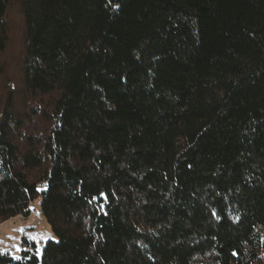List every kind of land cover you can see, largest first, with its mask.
Returning a JSON list of instances; mask_svg holds the SVG:
<instances>
[{
	"label": "trees",
	"instance_id": "obj_1",
	"mask_svg": "<svg viewBox=\"0 0 264 264\" xmlns=\"http://www.w3.org/2000/svg\"><path fill=\"white\" fill-rule=\"evenodd\" d=\"M13 9L52 101L0 103V223L57 240L0 264H264V0H0V85Z\"/></svg>",
	"mask_w": 264,
	"mask_h": 264
},
{
	"label": "rangeland",
	"instance_id": "obj_2",
	"mask_svg": "<svg viewBox=\"0 0 264 264\" xmlns=\"http://www.w3.org/2000/svg\"><path fill=\"white\" fill-rule=\"evenodd\" d=\"M9 21L10 43L3 55L7 65V73L0 85V103L5 102L8 91L12 88L17 93L16 108L20 113L22 112L21 114L25 118L23 120L28 123L27 127L32 132L43 131L50 124L49 113L51 112L52 100L49 96L31 97L29 94H27L28 96L25 95L26 93L24 94L20 63L24 55L25 28L23 19L16 9H13L10 14ZM10 83L11 85H9ZM36 106H38L39 113L35 115L32 109ZM43 110L45 113L41 115ZM24 236L34 240L39 249L47 240H57L42 213L39 200L32 202L29 216L19 215L0 223V251L9 252L15 258H19L21 256V239Z\"/></svg>",
	"mask_w": 264,
	"mask_h": 264
},
{
	"label": "snow or ice",
	"instance_id": "obj_3",
	"mask_svg": "<svg viewBox=\"0 0 264 264\" xmlns=\"http://www.w3.org/2000/svg\"><path fill=\"white\" fill-rule=\"evenodd\" d=\"M21 231H23V229H21ZM33 239H34V237H33ZM37 254L39 255V249H37Z\"/></svg>",
	"mask_w": 264,
	"mask_h": 264
}]
</instances>
